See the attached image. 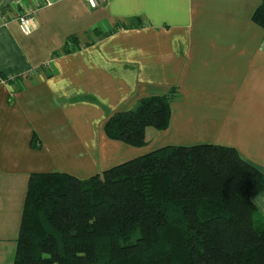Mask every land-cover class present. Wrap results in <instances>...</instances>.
Returning <instances> with one entry per match:
<instances>
[{"label": "crops", "instance_id": "0c3cea01", "mask_svg": "<svg viewBox=\"0 0 264 264\" xmlns=\"http://www.w3.org/2000/svg\"><path fill=\"white\" fill-rule=\"evenodd\" d=\"M260 2L0 0V264H13L33 172L85 179L165 145L208 143L264 174ZM171 89L168 124L146 128L145 145L104 133L113 112ZM252 202L264 226V192Z\"/></svg>", "mask_w": 264, "mask_h": 264}, {"label": "trees", "instance_id": "16d2710c", "mask_svg": "<svg viewBox=\"0 0 264 264\" xmlns=\"http://www.w3.org/2000/svg\"><path fill=\"white\" fill-rule=\"evenodd\" d=\"M251 19L264 29V0ZM174 92L113 112L104 133L145 145L146 128H166ZM262 192L256 166L208 143L165 145L85 179L33 172L13 264H264L252 202Z\"/></svg>", "mask_w": 264, "mask_h": 264}, {"label": "built area", "instance_id": "2783aa9c", "mask_svg": "<svg viewBox=\"0 0 264 264\" xmlns=\"http://www.w3.org/2000/svg\"><path fill=\"white\" fill-rule=\"evenodd\" d=\"M100 1L103 0H86L87 4L92 8L97 7ZM30 20L31 16L28 13H25L20 17V22L22 23V25L29 29H31Z\"/></svg>", "mask_w": 264, "mask_h": 264}]
</instances>
